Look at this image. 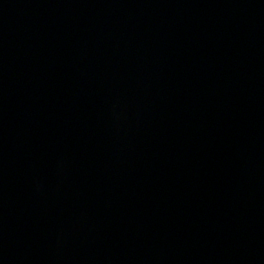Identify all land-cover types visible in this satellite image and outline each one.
Instances as JSON below:
<instances>
[{"label": "water", "instance_id": "95a60500", "mask_svg": "<svg viewBox=\"0 0 264 264\" xmlns=\"http://www.w3.org/2000/svg\"><path fill=\"white\" fill-rule=\"evenodd\" d=\"M0 264H264V0H0Z\"/></svg>", "mask_w": 264, "mask_h": 264}]
</instances>
